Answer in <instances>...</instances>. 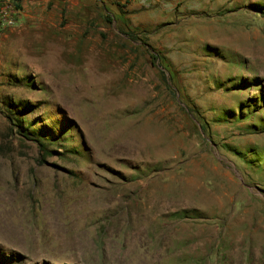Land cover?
Listing matches in <instances>:
<instances>
[{
	"label": "rangeland",
	"instance_id": "obj_1",
	"mask_svg": "<svg viewBox=\"0 0 264 264\" xmlns=\"http://www.w3.org/2000/svg\"><path fill=\"white\" fill-rule=\"evenodd\" d=\"M3 11L0 264H264V0Z\"/></svg>",
	"mask_w": 264,
	"mask_h": 264
},
{
	"label": "trees",
	"instance_id": "obj_2",
	"mask_svg": "<svg viewBox=\"0 0 264 264\" xmlns=\"http://www.w3.org/2000/svg\"><path fill=\"white\" fill-rule=\"evenodd\" d=\"M18 8H20L19 5ZM5 105L8 113V119L14 131H16V133L20 135V137L36 143L45 154H49L47 144L42 140L36 138L34 133L31 132L30 129H28L27 127L25 128L24 121L21 114L19 113L18 105L15 104V102L11 103L10 101L5 102Z\"/></svg>",
	"mask_w": 264,
	"mask_h": 264
},
{
	"label": "built area",
	"instance_id": "obj_3",
	"mask_svg": "<svg viewBox=\"0 0 264 264\" xmlns=\"http://www.w3.org/2000/svg\"><path fill=\"white\" fill-rule=\"evenodd\" d=\"M15 17L8 11L0 13V25L3 29L15 25Z\"/></svg>",
	"mask_w": 264,
	"mask_h": 264
}]
</instances>
